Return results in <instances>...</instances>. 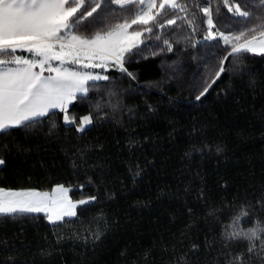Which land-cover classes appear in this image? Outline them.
Here are the masks:
<instances>
[{
  "label": "trees",
  "instance_id": "1",
  "mask_svg": "<svg viewBox=\"0 0 264 264\" xmlns=\"http://www.w3.org/2000/svg\"><path fill=\"white\" fill-rule=\"evenodd\" d=\"M229 16L222 8L217 28L230 29ZM203 36L200 31L195 38ZM153 42L145 36V45ZM218 47L221 51L205 60L194 58L197 49L183 41L175 54L152 56L154 49L145 47L126 64L135 72V80L125 75L115 82L114 89L100 90L104 101L110 90L116 91L121 110L113 115L109 108L108 122L90 126L82 139H77L74 127L53 139L45 135L46 125H37L35 130H16L14 138L3 141L13 147L0 167V186L45 191L62 183L72 189L69 195L73 200L90 195H97L98 200L79 206L77 215L58 222L59 227L50 225L42 214L7 220L0 216V264H12L13 260L15 264H145V260L147 264H169L172 242L183 239L180 232L190 223L183 204L187 201L200 207L194 198L201 187L210 200L220 203L242 198L253 187L264 185V59L250 53L244 54L248 59L241 56L237 68H247L248 74L243 79L224 75L201 105L195 102L198 93L193 84H202L208 75L205 65L216 64L225 55L222 42ZM113 74L121 77L115 70ZM98 98L93 92L90 102L76 101L71 112L86 114L89 103L94 105ZM147 105L157 109L155 115L148 112ZM193 123L199 130L196 133L191 132ZM132 132L138 141L135 155L142 165L147 163L143 178L135 185L124 163ZM196 136L200 137L197 147L207 139L221 144L224 151L213 149L211 154L185 157ZM74 145L95 153L88 165L103 163V168L73 167V158L65 149L75 151ZM101 171L107 173L106 183L90 184L89 177L99 178ZM186 187L192 191L185 192ZM198 216L189 235L200 242L206 234L212 238L210 230L218 235L231 222V217L217 224L205 221L202 213ZM241 226L246 229L251 225ZM166 247L167 252L163 251ZM146 253L150 255L146 257ZM200 259L207 264L203 254Z\"/></svg>",
  "mask_w": 264,
  "mask_h": 264
},
{
  "label": "snow or ice",
  "instance_id": "2",
  "mask_svg": "<svg viewBox=\"0 0 264 264\" xmlns=\"http://www.w3.org/2000/svg\"><path fill=\"white\" fill-rule=\"evenodd\" d=\"M222 8L231 14L227 17L230 29L216 26ZM200 31L204 36L196 39ZM145 36L154 42L145 45ZM181 41L196 48L198 56L194 58L201 60L221 51V42L224 45L225 55L216 64L205 65L208 75L202 84H193L198 93L195 102L202 105L218 79L229 73L233 79L237 75L243 79L248 74L247 68H237L241 56L248 59L244 54L250 53L264 59V0H0V165L6 164L13 147L3 141L14 138L16 130L46 125L45 135L59 139L74 127L77 139H82L90 126L108 122V109L114 115L122 104L116 91L110 90L104 101L100 90L110 86L114 89L115 82L125 75L135 80V72L126 64L140 56L145 47L154 49L152 56L175 54ZM113 70L121 77L115 76ZM224 91L227 94V88ZM93 92L99 97L97 102L89 103L86 114H73L75 102H90ZM146 107L149 113L156 114L155 107ZM198 131L193 123L191 132ZM199 140V136L193 138L185 157L193 153L204 156L213 149L217 153L224 151L221 144L207 139L197 147ZM137 144L132 132L127 138L129 157L124 163L133 185L143 178L147 167L135 155ZM73 147L75 151L65 149V154L73 158V167L103 168V163L88 165L95 153L89 154L86 146ZM106 175L101 171L99 178L90 176L89 183H106ZM190 191V187L185 188V192ZM69 192L70 188L62 183L45 191L0 186V216L7 220L43 213L50 225L59 227L58 222L65 217L77 215L79 205L98 200L97 195L73 200ZM194 200L200 207L187 201L183 204L190 223L180 232L183 239L172 242L169 264H204L202 254L207 264H264V185L253 187L242 198L220 203L210 200L201 187ZM198 213L205 221L222 224L231 217V222L218 235L210 230L212 238L206 234L200 242L189 235L200 218ZM243 223L251 226L245 229ZM95 238L99 239V234Z\"/></svg>",
  "mask_w": 264,
  "mask_h": 264
},
{
  "label": "rangeland",
  "instance_id": "3",
  "mask_svg": "<svg viewBox=\"0 0 264 264\" xmlns=\"http://www.w3.org/2000/svg\"><path fill=\"white\" fill-rule=\"evenodd\" d=\"M72 189L70 188V191H71ZM70 193V192H69ZM79 206H82V205H79ZM78 206V207H79ZM39 214H42V215H44L43 213H39ZM75 217V216H74ZM70 218H73V217H65L64 219H70ZM48 222V221H47Z\"/></svg>",
  "mask_w": 264,
  "mask_h": 264
},
{
  "label": "crops",
  "instance_id": "4",
  "mask_svg": "<svg viewBox=\"0 0 264 264\" xmlns=\"http://www.w3.org/2000/svg\"><path fill=\"white\" fill-rule=\"evenodd\" d=\"M2 165H0V167H1Z\"/></svg>",
  "mask_w": 264,
  "mask_h": 264
}]
</instances>
